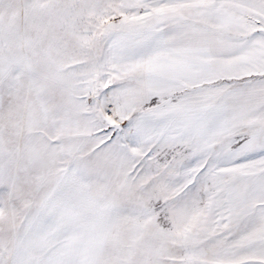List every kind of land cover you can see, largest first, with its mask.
<instances>
[{
    "label": "snow or ice",
    "instance_id": "obj_1",
    "mask_svg": "<svg viewBox=\"0 0 264 264\" xmlns=\"http://www.w3.org/2000/svg\"><path fill=\"white\" fill-rule=\"evenodd\" d=\"M0 264H264V0H0Z\"/></svg>",
    "mask_w": 264,
    "mask_h": 264
}]
</instances>
